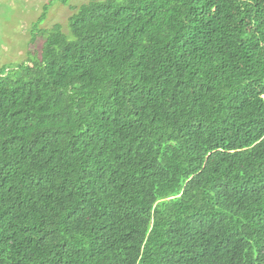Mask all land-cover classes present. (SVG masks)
I'll list each match as a JSON object with an SVG mask.
<instances>
[{"label": "trees", "instance_id": "16d2710c", "mask_svg": "<svg viewBox=\"0 0 264 264\" xmlns=\"http://www.w3.org/2000/svg\"><path fill=\"white\" fill-rule=\"evenodd\" d=\"M0 73V264H264V0H86Z\"/></svg>", "mask_w": 264, "mask_h": 264}, {"label": "rangeland", "instance_id": "374dc122", "mask_svg": "<svg viewBox=\"0 0 264 264\" xmlns=\"http://www.w3.org/2000/svg\"><path fill=\"white\" fill-rule=\"evenodd\" d=\"M86 0H0V73L38 58L44 36L59 25L72 38L68 19Z\"/></svg>", "mask_w": 264, "mask_h": 264}]
</instances>
